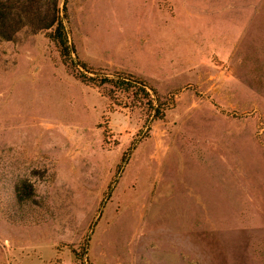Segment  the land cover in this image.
Returning <instances> with one entry per match:
<instances>
[{
  "label": "rangeland",
  "instance_id": "obj_1",
  "mask_svg": "<svg viewBox=\"0 0 264 264\" xmlns=\"http://www.w3.org/2000/svg\"><path fill=\"white\" fill-rule=\"evenodd\" d=\"M65 10L71 55L142 78L162 115L43 30L0 39V264H264V0Z\"/></svg>",
  "mask_w": 264,
  "mask_h": 264
},
{
  "label": "trees",
  "instance_id": "obj_2",
  "mask_svg": "<svg viewBox=\"0 0 264 264\" xmlns=\"http://www.w3.org/2000/svg\"><path fill=\"white\" fill-rule=\"evenodd\" d=\"M37 2L38 0H0V39H12L14 33L22 25H28L33 31L43 30L45 35L55 43L61 58L65 62L81 68L78 69L80 79L88 80L97 86L108 85L107 96L116 89H130L135 94L142 93V96L145 97L144 102L151 110L152 116L160 117L162 115V106L155 89L142 78L122 71L101 73L71 55L73 45L68 39L64 23L65 0H62L60 7L57 5V0H49V5L44 8H41V3ZM148 89L151 90V93ZM156 100L157 104L154 103ZM86 243L85 241L82 244L80 251L72 249L75 257L84 255Z\"/></svg>",
  "mask_w": 264,
  "mask_h": 264
},
{
  "label": "clouds",
  "instance_id": "obj_3",
  "mask_svg": "<svg viewBox=\"0 0 264 264\" xmlns=\"http://www.w3.org/2000/svg\"><path fill=\"white\" fill-rule=\"evenodd\" d=\"M46 147L50 148L52 147L51 144L47 145ZM33 169H36V170H40V171H43L44 170V167L42 166H35L33 168H31L28 172V175L23 177L24 179H27L28 182L30 184H32L33 188H34V195L37 197V198H42V197H46L49 193V186L48 184L46 183L45 179H41L40 177L38 176H33L31 174L32 170ZM47 175V173H46ZM57 183H59V180L57 181ZM76 215V222L78 224H81L83 223L85 220H86V217H87V214L84 212V211H77L75 213Z\"/></svg>",
  "mask_w": 264,
  "mask_h": 264
}]
</instances>
